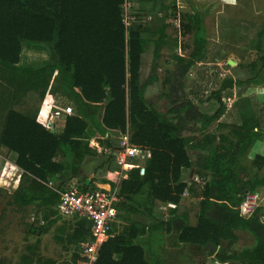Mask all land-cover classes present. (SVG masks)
Segmentation results:
<instances>
[{
	"label": "trees",
	"instance_id": "trees-1",
	"mask_svg": "<svg viewBox=\"0 0 264 264\" xmlns=\"http://www.w3.org/2000/svg\"><path fill=\"white\" fill-rule=\"evenodd\" d=\"M128 1L0 0V151L8 149L19 171L12 180L15 188L8 189L11 182L5 188L11 203L24 210L39 206L58 212L61 194L73 183L82 190L97 188L94 178L87 183L92 173L88 159L106 153L115 159L113 152L120 149L113 139L100 141L111 152L93 148L89 138L92 128L102 135H128L132 145L146 151V160L145 165L130 169L118 186L120 212L126 209L129 214L152 217L158 202L174 208L170 218L150 225L129 221L122 232L102 244L91 264H173L172 256H165L160 246L172 231L178 244L199 248L188 256L181 253V260L185 257L187 262L180 264H264V208L256 207L250 216L240 210L248 192L264 187V154L253 157L255 171L251 174L241 164L255 141L262 139L261 116H241L247 112L236 105L237 121L221 120L226 109L222 93L241 84L232 77L225 78L214 94L218 104L214 113L198 107L195 92L186 93V78L207 59L208 40L198 37L188 56L176 55L174 68L164 70L162 85L167 92L159 97L166 98L169 107L157 110L147 101L146 92L159 82L163 45L169 38L180 37V30L168 22V0H161L165 17L158 37L147 38L149 28L126 19ZM184 17L189 20L182 24L184 32L192 30V20L201 28L198 15ZM27 41L51 44L55 62L39 69L20 67ZM151 45L152 74L144 82L143 57ZM57 71L73 91L76 104L74 114L58 121H63L58 132L38 121L37 113L16 109L29 94H37L43 101ZM224 129L227 132H222ZM188 169L193 171L190 183L184 178ZM186 191L199 199L195 225L190 224L189 212L179 211ZM76 218L74 230L66 238L57 237L69 245H80L84 253L82 244L93 239L91 222ZM240 231L252 235L253 243L242 244ZM24 260L25 264H57L41 257ZM73 261L90 264L77 253Z\"/></svg>",
	"mask_w": 264,
	"mask_h": 264
},
{
	"label": "rangeland",
	"instance_id": "rangeland-1",
	"mask_svg": "<svg viewBox=\"0 0 264 264\" xmlns=\"http://www.w3.org/2000/svg\"><path fill=\"white\" fill-rule=\"evenodd\" d=\"M168 5L171 6L169 11L171 18L168 22L180 30V37L169 38L163 45L159 60L160 68L157 72L159 82L148 88L146 99L157 110H167L168 100L159 98L161 93L167 92V88L165 89L162 85L164 70L174 68L176 55L188 56L190 54L195 46L194 39L196 37L207 39V59L198 63L192 69L191 75L186 78V93L190 96L191 92H195L197 95L195 103L198 107L203 112L214 113L218 104L215 103L217 101L213 96L223 80L232 77L235 81L241 82L222 93L226 109L221 120L228 123L237 121L236 105L239 111L247 112V114H240L241 116H253V113L261 116L263 120L262 139L255 141L249 152L241 158L242 166L251 174L255 171L251 165L253 157L258 153L264 154V0H168ZM160 6L161 0H129L128 6H124V14L129 22L137 21L149 28L150 31L146 32L145 36L155 39L158 37L157 30L162 25L161 19L165 17L164 13L159 16ZM184 15H198L202 21L201 28L197 29L195 21L192 20V30L184 32L182 24H188L189 21ZM33 47L35 48L27 45L25 51L30 48L27 51L29 52L27 54H30L27 58H35V64L34 62L32 64L35 68L55 62L56 54L51 44H38ZM153 49V45H151L150 50L143 57L142 81L152 74ZM232 62L233 64H231ZM47 97L48 104L42 108L45 105L44 100L41 101L37 94H29L23 99L24 102H28L24 103V109L34 111L35 106H28L31 104L36 105L37 113L42 110L43 113L50 114L57 107L73 102L74 93L65 83V79L59 71L53 77ZM75 106L76 104L73 105L74 112ZM91 114L96 113L91 112ZM62 125L63 121L59 122L60 128ZM216 125L217 121L210 130ZM222 132H227V130L224 129ZM100 135L102 133H98V128L96 130L92 128L89 134L91 146H95L98 151L102 150L100 141H103V138L99 137ZM120 137L119 134H115L114 140L119 146ZM93 138L99 141L98 144L92 142ZM110 160L112 159L109 158L108 153L102 155L101 158L88 159L92 172L90 178H94L96 182L103 180V173L97 174L93 171L101 162ZM145 160L146 153L144 151H140L139 157L133 158V161L139 166L145 165ZM262 173L264 174V170ZM18 174L19 171L14 166L11 153L8 149L2 148L0 151V264H25V257L35 261L41 257V260L53 259L57 264H75L73 261L75 253L81 258L84 257L80 245H69L67 241H60L57 236L66 238L74 230L77 223L76 216L61 214L59 211L55 212L53 208L39 206H31L24 210L11 203L10 193L6 192L5 188L10 185V182L11 186L8 189L15 188L12 180ZM184 178L190 183L193 171L185 170ZM194 178L198 179L196 175ZM186 192L183 194L179 210L191 212L192 216L189 221L195 223V216L199 211V199ZM256 193L259 194L257 201L259 206L264 208V187H261ZM162 206L159 210L165 217L174 208V205L171 204ZM122 212L119 224L115 225V233L122 232L123 228L129 224L130 218L126 217L128 212ZM262 219L264 221V217ZM239 234L242 244L253 243L254 238L249 233L240 231ZM168 238L169 236L163 244V254L167 255L169 259L171 255L174 263L187 262L185 257L184 260L180 258L181 253H183L182 256L189 255L190 251L187 250V247L178 244L175 239L171 242ZM32 264L39 263L37 261Z\"/></svg>",
	"mask_w": 264,
	"mask_h": 264
},
{
	"label": "built area",
	"instance_id": "built-area-1",
	"mask_svg": "<svg viewBox=\"0 0 264 264\" xmlns=\"http://www.w3.org/2000/svg\"><path fill=\"white\" fill-rule=\"evenodd\" d=\"M128 2L125 3V7ZM74 114L72 106H59L51 112L47 118L45 125L48 129L56 131L57 123L67 115ZM139 147L130 143L128 135H121L120 149L116 153V162L119 170L118 181L108 188L97 187L93 190H82L78 185L74 184L70 189L61 194L58 211L61 214H73L80 218H85L91 222L92 241L83 243V256L89 259L90 264L97 258L99 248L109 238L115 235L114 224L119 214V204L122 200L119 195V185L127 176V172L139 167L133 163V158L140 155ZM188 193V192H186ZM259 199L258 193H247L240 205L241 213L244 216H250L256 207Z\"/></svg>",
	"mask_w": 264,
	"mask_h": 264
},
{
	"label": "crops",
	"instance_id": "crops-1",
	"mask_svg": "<svg viewBox=\"0 0 264 264\" xmlns=\"http://www.w3.org/2000/svg\"><path fill=\"white\" fill-rule=\"evenodd\" d=\"M160 10H161V6H160ZM162 15V13L160 12V14H159V16H161ZM155 39H156V37H155ZM27 45L29 46V47H32V48H35V47H33V46H35V45H38L37 43H30V42H28V43H24L23 44V50H22V54L23 55H21V61H20V63H22L23 65L21 66V65H19L20 67H22V68H26V67H29V68H32V69H39V68H41V67H38V68H35L32 64H33V62H34V64H35V61H34V57H31V58H27V57H29V55L30 54H27V53H29V52H27L30 48H27L28 50L27 51H25V47H27ZM34 50V49H33ZM31 54H34V52H31ZM23 57H25V58H23ZM33 58V59H32ZM200 63H202V62H200ZM46 66V65H45ZM43 67V66H42ZM152 68V67H151ZM148 79V78H147ZM146 79V80H147ZM145 80V81H146ZM144 81V82H145ZM156 84V83H155ZM154 84V85H155ZM151 86H153V85H151ZM150 87V86H149ZM148 87V88H149ZM148 90V89H147ZM160 98V97H159ZM195 102H196V100H195ZM24 103H28V102H19V103H17V105H16V109H18L19 111H21V112H27V113H37V111H35V110H37V108H36V105H28L29 107H31V106H35V110L34 111H30L29 109H24ZM149 103H151V102H149ZM44 106L42 107V108H45V106H46V104H48V97L46 96V98L44 99ZM73 105H75L74 104V102H70V104L69 103H66L65 105H63V107H65V106H72L73 107ZM62 106V105H61ZM76 107V106H75ZM47 108V107H46ZM74 108V107H73ZM34 109V108H33ZM44 110V109H43ZM49 114H47V113H43L42 112V110H41V112H38L37 113V119H38V121H40V122H43V123H45L46 122V118H47V116H48ZM57 132L58 131H61L62 129H63V126L60 128V126H59V122L57 123ZM99 133V132H98ZM115 134L116 133H113V132H106L103 136L102 135H100L99 137H101V138H103L102 140H107V139H115ZM121 138V137H120ZM97 139H95V138H93L92 139V142L94 143V144H98V140L96 141ZM93 148H95V146H93ZM96 149V148H95ZM111 148H109V147H106L105 149H104V147H102V151H106V152H111L112 150H110ZM98 150V149H97ZM119 151V150H118ZM100 152V151H99ZM145 153H146V151H144ZM114 153V157H115V159H116V153H117V151H115V152H113ZM115 159L113 158L112 159V162H104L101 166H100V168L98 169V171H97V174H99L100 172L101 173H103L104 175H103V178L102 179H104L106 182H104L103 180H100V181H95V185L97 186V187H105V188H108V187H110V186H113V184L116 182V181H118V177H119V170H120V168L117 166V164H116V162H115ZM133 160V159H132ZM133 163H135L134 161H133ZM136 164V163H135ZM138 165V164H137ZM14 166L16 167V165L14 164ZM139 166V165H138ZM17 168V167H16ZM125 178H127V176L125 177ZM88 180H91V178H89ZM77 182V181H76ZM163 204H156V210H155V213H154V215L152 216V217H147V216H144V215H142V214H136V213H131V214H127L126 213V217L127 218H130V221L131 220H133V221H136V222H138V223H141V224H143V225H150V224H153V223H156L158 220H160V219H168V218H170L171 217V213H169L168 215H166V217L165 216H163V214L161 213V211L159 210L160 208H162L163 206H162ZM165 208V207H164ZM179 208H181V207H179ZM125 211L124 212H128V211H126V209H124ZM180 212H182V209H180L179 210ZM122 211L120 212V210H119V214H118V218H117V221L115 222V224L116 223H118L119 222V218H120V215H122ZM197 215V214H196ZM191 216H192V213L191 212H189V220L191 219ZM196 217V216H195ZM196 221H197V218H196ZM196 221H195V223H191V221H190V224L191 225H195L196 224ZM119 224V223H118ZM115 233V232H114ZM115 234H117V233H115ZM175 234H176V232L175 231H172V233H171V235L169 236V240L171 241V242H173V240H174V236H175ZM168 237V236H167ZM167 237H166V239H165V241H164V243L163 244H165V242H166V240H167ZM163 244L162 245H160L161 247H162V249H163ZM180 245H183V244H180ZM183 246H185V247H187V250H189L190 252L189 253H192L193 251H195V250H197V249H199V248H197V247H194V246H187V245H183ZM178 247H180V246H178ZM169 262V261H168ZM175 261H173L172 263L173 264H176V263H174ZM178 264H180V263H178Z\"/></svg>",
	"mask_w": 264,
	"mask_h": 264
},
{
	"label": "water",
	"instance_id": "water-1",
	"mask_svg": "<svg viewBox=\"0 0 264 264\" xmlns=\"http://www.w3.org/2000/svg\"><path fill=\"white\" fill-rule=\"evenodd\" d=\"M231 64H233V62ZM89 182H90V180H87V183H89Z\"/></svg>",
	"mask_w": 264,
	"mask_h": 264
}]
</instances>
